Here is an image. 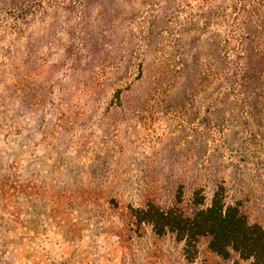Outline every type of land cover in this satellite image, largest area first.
Returning a JSON list of instances; mask_svg holds the SVG:
<instances>
[{
    "label": "trees",
    "instance_id": "16d2710c",
    "mask_svg": "<svg viewBox=\"0 0 264 264\" xmlns=\"http://www.w3.org/2000/svg\"><path fill=\"white\" fill-rule=\"evenodd\" d=\"M51 11L66 15L67 39L50 28L45 51L29 32ZM0 27L12 42L11 55L23 40L31 52L10 84L0 72L8 94L1 101L13 108L18 136L19 122L30 114L70 107L61 118H82L99 108L125 119L178 118L181 124L167 133L180 130L187 145L197 139L200 172L216 180L211 202L205 185H197L186 208L185 182L178 183L167 207L154 194L141 205L112 197L108 209L126 217L119 221L120 240L127 231L141 237L150 227L157 238L172 235L183 244L188 263L197 260L199 243L207 239L210 251L224 260L236 253L250 264H264V225L250 220L243 200L229 202L226 180L219 178L229 163L243 171L264 157V0H0ZM61 47L64 55L52 64ZM55 68L67 82L36 81ZM14 159L0 171V204L5 211L16 206L13 218L22 215L18 206L26 195L31 203L45 201L53 213L78 208L95 214V192L39 190L22 180ZM103 214L108 220L107 209Z\"/></svg>",
    "mask_w": 264,
    "mask_h": 264
},
{
    "label": "rangeland",
    "instance_id": "374dc122",
    "mask_svg": "<svg viewBox=\"0 0 264 264\" xmlns=\"http://www.w3.org/2000/svg\"><path fill=\"white\" fill-rule=\"evenodd\" d=\"M68 23L66 15L51 11L35 23L30 39H39L44 50L50 51V28L56 27L58 37L66 40ZM0 32V61H6L0 72L9 83L18 69L24 68L26 63L22 62L31 52L28 41L23 40L12 48L11 55L10 37L5 38L4 28ZM64 53V47L54 51L52 64H58ZM35 79L39 83L51 79L67 82L58 68ZM7 95L6 88L0 86V171L13 165L18 156L26 184H38L39 190H52V194L58 190L95 192L99 201L92 216L89 210L78 208L53 213L45 201L31 203L26 195L18 206L22 214L18 220L11 215L16 206L11 204L5 211L1 203L0 264H250L236 253L229 260L220 258L210 251L207 239L199 243L197 260L188 263L183 244L172 235L157 238L150 227L143 228L141 237L130 236L128 231L123 235L125 242L118 237L119 221H126V217L108 209L107 201L112 197L122 204L141 205L143 197L154 194L167 207L174 202L178 183L185 182L186 208H190L197 185H205L207 203L211 202L216 180L200 172L197 139L187 145L180 130L167 133L170 126L181 124L180 119H162L157 114L125 119L118 111L107 114L105 108L95 110L100 118L94 111L83 110L86 115L82 118L63 119L60 114L69 113L70 107H45L19 122L18 136L12 130L16 126L10 115L13 108L1 101ZM263 160L260 156L243 171L229 163L219 178L226 180L229 202L243 200L250 220L264 225ZM106 209L108 220L103 214ZM101 219L106 220L104 225Z\"/></svg>",
    "mask_w": 264,
    "mask_h": 264
}]
</instances>
